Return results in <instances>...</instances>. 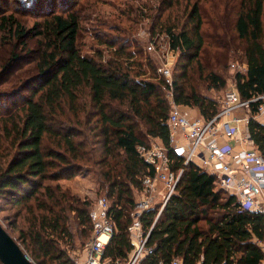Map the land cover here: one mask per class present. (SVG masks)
<instances>
[{
    "label": "trees",
    "instance_id": "trees-1",
    "mask_svg": "<svg viewBox=\"0 0 264 264\" xmlns=\"http://www.w3.org/2000/svg\"><path fill=\"white\" fill-rule=\"evenodd\" d=\"M48 1L50 10L35 33L34 67L18 74L13 73L20 64L18 49L29 46L31 31L14 12L0 10V88H11L0 94V212L10 205L25 209L29 225L20 229L21 238L37 264H74L63 247L74 239L71 220L91 235L95 203L60 181L95 166L116 228L104 258L126 261L134 249L129 227L142 180L153 174L137 147L158 139L172 167H183L182 155L170 144L166 93L181 107L213 118L219 104L202 90L225 88V70L241 54L247 70L234 77L241 99L264 94V0H239L233 7L224 3L221 10L213 1V13L207 15L200 2L189 9L186 0L188 6L176 9L180 0H160L154 29L165 31L170 49L179 53L171 81L128 39H98L107 45L108 58L102 51L83 53L80 0ZM132 7L128 11L135 13ZM108 26L121 31L119 25ZM261 103L251 102L248 128L264 157V123L256 118ZM159 207L140 217L145 231L152 227L141 264H172L174 259L182 264L264 263V215L242 210L236 197L217 189L215 176L196 164L185 167L154 223Z\"/></svg>",
    "mask_w": 264,
    "mask_h": 264
},
{
    "label": "built area",
    "instance_id": "built-area-1",
    "mask_svg": "<svg viewBox=\"0 0 264 264\" xmlns=\"http://www.w3.org/2000/svg\"><path fill=\"white\" fill-rule=\"evenodd\" d=\"M173 64L174 51L171 50L168 61L161 69L165 76L171 75ZM232 67L236 65L232 64ZM243 68L247 70L246 65ZM168 98L171 106L168 117L170 144L176 149L182 147L183 167L176 170L172 167L173 160L158 139L148 146L139 145L137 151L153 174L143 177V187L134 208L135 221L129 227L133 251L126 261L112 262L104 258L116 228L110 217L111 203L107 197H102L95 202L90 213L92 236L83 249V256L75 258L74 264H141L148 253L147 240L152 227L145 231L140 217L146 210L160 204L154 223L158 220L175 193L185 167L191 163L213 174L216 188L236 197L242 210L264 215V157L249 133L251 116L248 113L245 116L235 114L240 109L250 112L251 102L262 100L256 118H262L264 123V94L252 100H243L233 86L219 113L209 120L202 117L189 119L170 93ZM261 246L264 252V242ZM172 264L182 262L174 259Z\"/></svg>",
    "mask_w": 264,
    "mask_h": 264
},
{
    "label": "rangeland",
    "instance_id": "rangeland-1",
    "mask_svg": "<svg viewBox=\"0 0 264 264\" xmlns=\"http://www.w3.org/2000/svg\"><path fill=\"white\" fill-rule=\"evenodd\" d=\"M93 1H96L95 5L92 8H87ZM188 1L189 9L195 2H200V7L204 15L213 13V1L220 2V10L222 9L224 3H230L228 7H233V4L235 5L239 2V0ZM125 2H127L126 5ZM159 2L160 0H99V2H97V0H80L78 8L83 9L81 13L83 20L81 22L79 41L83 53L95 55L102 51L104 57L108 58L109 49L107 45L102 44L98 41V39L117 38L118 40L123 39L122 41L128 39L133 48V44H137V49L140 51L141 56L144 58L149 57L153 61L154 66L157 67L159 73L171 81L179 53L174 52V64L171 68V75L169 77L165 76L161 69L168 61V57L171 55V49L170 40L167 36V33L165 31H161L160 28H157L156 30L154 29V23L156 19L154 20L153 17L156 18L159 13V10L156 11L155 9L156 7L158 8ZM142 4H147L152 8L150 11L148 8L144 10L140 8L138 10L137 7ZM129 5L136 8L135 13H130L128 11ZM181 6H188L186 0H180V6L177 4L175 5V8L180 9ZM7 9L9 12H14L16 16L19 17L22 25L28 31H31L28 37L29 46H19L18 49V52L21 55L20 64H17L13 70L14 74H18V71H28V69L34 67V61L38 57L39 49V38L36 37L35 34L38 31L37 24L44 19L45 15L50 10V3L48 0H42V2L41 0H0V10L5 11ZM229 12H231V10H229ZM168 13L169 12H166V16ZM109 24L115 26L119 25L121 31H113L110 26H108ZM232 64H235L236 67L233 68ZM245 65L246 63L241 54L234 55L225 70L227 81L226 87L220 90H202L207 95L217 100L220 109L222 108L224 100H226L228 91H230L233 86H236L234 78L235 74L237 72H245L246 70L243 68ZM4 86H8V84H5ZM10 89L11 88L1 87L0 94L2 95V92L4 91L8 92ZM166 95L168 97L169 93L167 92ZM247 113L252 116L251 107L250 112L244 109H240L235 112L237 116H245ZM153 140V138L149 139L150 143ZM99 169L100 168L95 166H86L74 177L62 179L60 183L65 187H69L73 193L77 194L83 199L95 203L98 199L106 196L104 182L99 174ZM19 209L20 207L18 208V206L12 205L3 208V210L0 212V222L27 253L25 244H23L21 238L23 233L20 231V229H26V227L29 225L24 221V215H27V212L24 208H21L20 210L23 212L20 216H17L16 213L19 211ZM71 223L74 239L71 245H64L63 247L68 250L71 258L75 260V258L78 259L83 256V249L86 243L90 240L92 233L91 235L90 233L87 234L85 229L79 226L76 221L71 220ZM27 254L29 255V253ZM29 257L31 260H33L30 255ZM33 262L37 264L36 261L33 260Z\"/></svg>",
    "mask_w": 264,
    "mask_h": 264
},
{
    "label": "water",
    "instance_id": "water-1",
    "mask_svg": "<svg viewBox=\"0 0 264 264\" xmlns=\"http://www.w3.org/2000/svg\"><path fill=\"white\" fill-rule=\"evenodd\" d=\"M178 153L183 152L182 147ZM0 263L1 264H35L16 239L0 222Z\"/></svg>",
    "mask_w": 264,
    "mask_h": 264
},
{
    "label": "crops",
    "instance_id": "crops-1",
    "mask_svg": "<svg viewBox=\"0 0 264 264\" xmlns=\"http://www.w3.org/2000/svg\"><path fill=\"white\" fill-rule=\"evenodd\" d=\"M183 111L185 112L187 117L191 120L195 119V118L202 117L201 114L199 113L198 109H196V108H183ZM260 120H263V119L261 118ZM231 143H234V142L231 141Z\"/></svg>",
    "mask_w": 264,
    "mask_h": 264
}]
</instances>
